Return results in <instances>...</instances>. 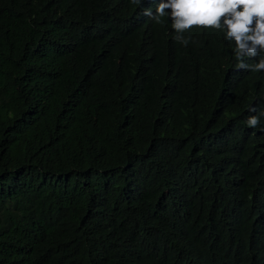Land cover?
I'll use <instances>...</instances> for the list:
<instances>
[{
  "label": "trees",
  "instance_id": "1",
  "mask_svg": "<svg viewBox=\"0 0 264 264\" xmlns=\"http://www.w3.org/2000/svg\"><path fill=\"white\" fill-rule=\"evenodd\" d=\"M160 2L0 0V264H264V72Z\"/></svg>",
  "mask_w": 264,
  "mask_h": 264
},
{
  "label": "clouds",
  "instance_id": "2",
  "mask_svg": "<svg viewBox=\"0 0 264 264\" xmlns=\"http://www.w3.org/2000/svg\"><path fill=\"white\" fill-rule=\"evenodd\" d=\"M144 2L130 0L137 6ZM143 14L157 24L163 23L162 18L170 17L173 39L184 47L192 42L191 35L185 33H191L194 26L199 30L223 32L224 39L233 45L235 70L264 72V0H161L155 13L144 9ZM256 57L258 61L246 62V58ZM246 123L256 128L260 119L253 115Z\"/></svg>",
  "mask_w": 264,
  "mask_h": 264
}]
</instances>
